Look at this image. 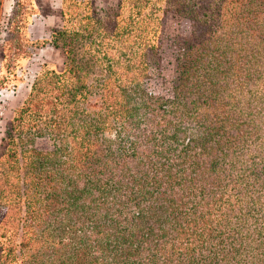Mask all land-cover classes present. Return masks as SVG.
I'll return each mask as SVG.
<instances>
[{
	"label": "trees",
	"instance_id": "obj_1",
	"mask_svg": "<svg viewBox=\"0 0 264 264\" xmlns=\"http://www.w3.org/2000/svg\"><path fill=\"white\" fill-rule=\"evenodd\" d=\"M60 3L48 41L27 35L31 0L1 38L0 88L36 45L64 60L5 127L0 264H264V0ZM162 3L191 24L169 101L146 89Z\"/></svg>",
	"mask_w": 264,
	"mask_h": 264
},
{
	"label": "rangeland",
	"instance_id": "obj_2",
	"mask_svg": "<svg viewBox=\"0 0 264 264\" xmlns=\"http://www.w3.org/2000/svg\"><path fill=\"white\" fill-rule=\"evenodd\" d=\"M89 1L100 18L112 17L118 2V0ZM60 2L61 0H31L35 8V13L27 20V35L31 41L36 42L35 44L42 40L48 41L50 33L62 25ZM13 3L14 0H1L0 47L1 38L4 35L3 30L6 27V21L10 15ZM160 9L161 27L158 37L159 59L146 82V89L148 93L169 101L172 98L175 57L182 41L189 37L191 24L188 19L184 18L180 13L173 11L164 3L161 4ZM63 60L64 56L62 52L53 48L49 43H45L41 46L36 45L32 47L29 58L22 59L18 62L15 69L16 79L0 88V151L5 145L3 138L6 124L12 118L13 111L25 98L33 76L43 66L60 71L63 66ZM86 76L87 83H93L96 77L101 76V72L98 68L93 67ZM95 91V89L90 87L87 93V99H93L95 97ZM255 103L254 101L249 103L252 109ZM260 111L256 115V122L259 124L261 120L258 117L264 114V104ZM246 112L251 116L250 110ZM238 122L240 121L238 120ZM103 135L112 138L113 131L106 129Z\"/></svg>",
	"mask_w": 264,
	"mask_h": 264
}]
</instances>
